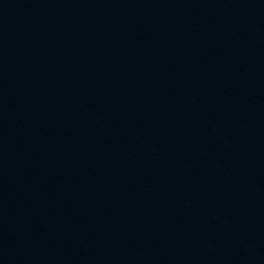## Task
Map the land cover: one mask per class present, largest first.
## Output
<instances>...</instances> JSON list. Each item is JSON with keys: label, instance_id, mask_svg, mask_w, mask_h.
<instances>
[{"label": "water", "instance_id": "obj_1", "mask_svg": "<svg viewBox=\"0 0 264 264\" xmlns=\"http://www.w3.org/2000/svg\"><path fill=\"white\" fill-rule=\"evenodd\" d=\"M0 264H264V0H0Z\"/></svg>", "mask_w": 264, "mask_h": 264}]
</instances>
